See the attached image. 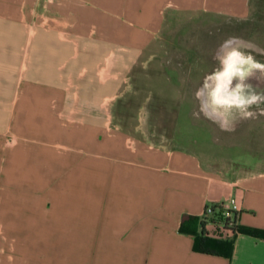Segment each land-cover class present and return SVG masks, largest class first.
Instances as JSON below:
<instances>
[{
  "label": "crops",
  "instance_id": "crops-1",
  "mask_svg": "<svg viewBox=\"0 0 264 264\" xmlns=\"http://www.w3.org/2000/svg\"><path fill=\"white\" fill-rule=\"evenodd\" d=\"M170 13L242 21L250 0H0V264H264V238L239 233L225 256L180 229L234 197L264 230L259 154L155 138L151 99L128 107Z\"/></svg>",
  "mask_w": 264,
  "mask_h": 264
},
{
  "label": "rangeland",
  "instance_id": "rangeland-1",
  "mask_svg": "<svg viewBox=\"0 0 264 264\" xmlns=\"http://www.w3.org/2000/svg\"><path fill=\"white\" fill-rule=\"evenodd\" d=\"M167 17L158 38L162 52L132 73L135 85L129 109L136 110L147 96L155 138L160 134L165 140L173 137L177 145L237 164L250 163L255 154L264 160V104L252 107L253 116H235L230 130H222L219 115L206 106L200 111L205 97L197 101L194 96L203 78L216 67L214 56L224 40L238 37L246 49H264V0H250V14L242 21L203 14L170 13ZM253 56L264 64V55L253 51ZM166 128L169 132L163 133Z\"/></svg>",
  "mask_w": 264,
  "mask_h": 264
},
{
  "label": "clouds",
  "instance_id": "clouds-1",
  "mask_svg": "<svg viewBox=\"0 0 264 264\" xmlns=\"http://www.w3.org/2000/svg\"><path fill=\"white\" fill-rule=\"evenodd\" d=\"M253 51L264 55V49H246L238 37L224 40L214 56L216 67L203 78L194 93L197 101L202 95L205 97L206 103L200 105L201 112L206 106L221 117L218 124L222 130H230L235 116H253L252 107L264 104V95L252 92L250 85L244 83L253 70L264 73V64L254 59ZM233 79L236 83L229 90Z\"/></svg>",
  "mask_w": 264,
  "mask_h": 264
},
{
  "label": "built area",
  "instance_id": "built-area-1",
  "mask_svg": "<svg viewBox=\"0 0 264 264\" xmlns=\"http://www.w3.org/2000/svg\"><path fill=\"white\" fill-rule=\"evenodd\" d=\"M240 206L234 197L206 203L198 215L200 233L221 241H234L240 232Z\"/></svg>",
  "mask_w": 264,
  "mask_h": 264
},
{
  "label": "trees",
  "instance_id": "trees-1",
  "mask_svg": "<svg viewBox=\"0 0 264 264\" xmlns=\"http://www.w3.org/2000/svg\"><path fill=\"white\" fill-rule=\"evenodd\" d=\"M197 226V217L189 215H184L182 217L180 229L194 236L193 248L195 251L230 256L233 245L231 241H221L204 237L200 232H197ZM240 232L251 236L264 238V230L261 229L241 226Z\"/></svg>",
  "mask_w": 264,
  "mask_h": 264
},
{
  "label": "bare ground",
  "instance_id": "bare-ground-1",
  "mask_svg": "<svg viewBox=\"0 0 264 264\" xmlns=\"http://www.w3.org/2000/svg\"><path fill=\"white\" fill-rule=\"evenodd\" d=\"M259 70H253L252 73L245 79L244 83L250 85V90L254 93H263L264 94V76L261 77L258 73ZM236 83V80L233 79L229 86V90Z\"/></svg>",
  "mask_w": 264,
  "mask_h": 264
},
{
  "label": "flooded vegetation",
  "instance_id": "flooded-vegetation-1",
  "mask_svg": "<svg viewBox=\"0 0 264 264\" xmlns=\"http://www.w3.org/2000/svg\"><path fill=\"white\" fill-rule=\"evenodd\" d=\"M257 93H259V92H257ZM260 94V93H259ZM261 95H264L263 93H261Z\"/></svg>",
  "mask_w": 264,
  "mask_h": 264
}]
</instances>
